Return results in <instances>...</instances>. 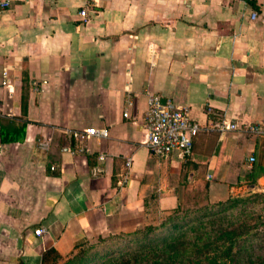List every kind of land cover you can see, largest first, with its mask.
Wrapping results in <instances>:
<instances>
[{
    "label": "crops",
    "instance_id": "crops-1",
    "mask_svg": "<svg viewBox=\"0 0 264 264\" xmlns=\"http://www.w3.org/2000/svg\"><path fill=\"white\" fill-rule=\"evenodd\" d=\"M150 95L204 128L191 157L147 148ZM0 107V264H63L188 187L264 194V0H10ZM92 128L109 136L74 137Z\"/></svg>",
    "mask_w": 264,
    "mask_h": 264
},
{
    "label": "rangeland",
    "instance_id": "rangeland-1",
    "mask_svg": "<svg viewBox=\"0 0 264 264\" xmlns=\"http://www.w3.org/2000/svg\"><path fill=\"white\" fill-rule=\"evenodd\" d=\"M198 189L188 187L180 206L156 210L148 218L151 223L133 233L78 246L63 264H153L164 248L167 253L181 249L180 255L189 257L185 264H194L196 246L216 241L222 229L231 232L228 245L244 264L264 260V194L242 190L224 202L210 203Z\"/></svg>",
    "mask_w": 264,
    "mask_h": 264
},
{
    "label": "built area",
    "instance_id": "built-area-1",
    "mask_svg": "<svg viewBox=\"0 0 264 264\" xmlns=\"http://www.w3.org/2000/svg\"><path fill=\"white\" fill-rule=\"evenodd\" d=\"M10 6V0H0V10ZM82 21H90L86 8L80 11ZM257 13H252L251 19H256ZM2 108L0 107V116ZM128 117V114H125ZM144 127L147 132V148L159 157L168 156L174 152L181 154L183 158H189L193 154L194 143L200 132L204 129L200 123L190 117L189 110L178 106L173 101L163 102L158 95H150L149 106L144 115ZM220 132L237 129V125L222 119L212 127ZM105 138L109 136L108 129H87L83 132H75L74 137L84 139L88 137ZM254 158H251V162ZM118 186H123V181H118ZM36 235L42 236L47 229L41 227L35 231Z\"/></svg>",
    "mask_w": 264,
    "mask_h": 264
},
{
    "label": "trees",
    "instance_id": "trees-1",
    "mask_svg": "<svg viewBox=\"0 0 264 264\" xmlns=\"http://www.w3.org/2000/svg\"><path fill=\"white\" fill-rule=\"evenodd\" d=\"M1 133L2 140L6 142L8 139L4 137L3 132ZM230 239L231 232L222 229L216 241H207L204 245H197V256L194 264H232L233 262L234 264H244L243 260H239L238 253H232V247L228 245ZM164 249L162 250L164 254L158 256V260L153 264H185L189 262V257H187V259L185 255H180L181 249L169 251L168 253L167 250ZM239 254L241 255V251H239ZM178 259H180V261ZM258 261V264H264L262 258L259 257ZM250 264H254V262L251 260Z\"/></svg>",
    "mask_w": 264,
    "mask_h": 264
}]
</instances>
